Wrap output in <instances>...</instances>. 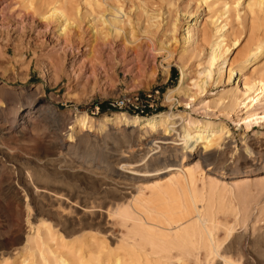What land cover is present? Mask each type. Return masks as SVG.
I'll return each mask as SVG.
<instances>
[{
  "label": "rangeland",
  "instance_id": "rangeland-1",
  "mask_svg": "<svg viewBox=\"0 0 264 264\" xmlns=\"http://www.w3.org/2000/svg\"><path fill=\"white\" fill-rule=\"evenodd\" d=\"M57 1L0 0V180L3 179V169L9 171L5 173L6 177L14 175L13 168L9 169L12 162L3 157L1 150H5L15 159L14 162L20 170L28 169L56 180L62 176L66 184L82 187L85 195L92 197L93 200L120 199L125 208L132 210L133 217L139 219L140 205L136 203L138 191L134 190V187L145 181L156 183L154 182L156 179L138 180L134 182V187L131 189L115 187L111 181L125 182L127 170L132 161H137L136 164H141L148 170L158 165H172L175 163L172 153H165L159 159L147 160L149 157L158 156L153 154L158 150L156 147L159 145L153 142L155 133L143 134V130L139 127H125L122 124L108 123L105 126H99L97 122L79 132L77 129L76 132L81 139L75 148V153H65L64 146L62 148L60 145L66 144L69 140L68 134L71 127L75 126V114H86L95 121L104 117L113 119L114 113L118 112L136 115L132 114L131 110L126 111V106L116 105L119 110H115L117 107L112 105L122 100H130L137 102L139 109L143 108V105L145 111H150L143 115L144 117L161 112H174L179 113L183 118L191 117L196 120L206 119L223 123L231 134L224 138V142L228 141L221 147L224 153L215 162L201 165L203 170L209 166L223 174V177H227L219 176L214 207L211 209L212 213L206 216L211 220L208 226L210 225L211 236L218 249L216 253L205 246L207 242L203 239V230L199 225L194 224L195 216L184 221L181 224L182 227L179 226L177 229L180 233L187 231L189 235L193 234L194 240L196 239L198 248L190 253L184 248L178 250L171 246L166 249L151 246L136 231L135 224H138V221L124 222L115 217L103 224L94 223L88 228L67 234L66 232L44 234L37 231L38 220L32 219L34 212L29 211L26 206L28 197L26 198L25 194L19 190V198L8 196L7 204H5L6 212H3V201L0 199V264H29L27 261L22 262L25 259L34 260L36 264H43L39 256L37 257L39 249L50 258L51 264H62L56 259L57 255H62L75 264L88 259L89 253L102 259L103 264H113L116 258H119L122 264H178L176 261L178 256L183 257L187 264H226L222 256L238 261L240 264H264V217H258L259 212L264 214V187L260 184V181L264 180V120L254 117L250 128L244 129L242 121L239 122V120L246 117L247 112L253 111V107L250 109L235 107L231 116L226 117L220 104L216 105L215 101L220 93L235 87L237 90L240 89L242 82H237L234 76L228 78L227 72L221 80L212 82L217 78L216 74L213 75L214 66L211 68L210 84L206 87V91L196 98H186L183 91L171 92L172 94L169 92L178 87L181 70L177 62L180 49L177 44H173V41L167 40L170 33L165 32L166 20H173L178 16L182 24L177 32V38H179L184 24H192L193 20L197 19V25L190 27L192 33L197 30L199 32L193 35V39L196 40L200 34L199 30L212 29L211 20L221 12L222 5L228 0H202L203 2L201 0H144L147 4H143V0H133L139 4H129L128 0H117L119 3L125 2L120 4L122 10L125 13L128 12L127 15L132 19H134L132 15L134 7L139 6L136 14L139 20L136 25L140 31L144 28L148 14L159 9L163 14L164 20L155 30L154 35V40L159 43L157 51L147 50V46L150 45L149 40L145 35L140 34L142 37L140 36L139 39H142L143 46L146 43L143 47L144 56H137L134 52L123 53L122 43L118 47L113 46L115 48L113 51L98 46L87 48L77 42L66 46L63 37L57 35V27L52 22L55 17L46 19L42 14L49 11L50 7L56 3L55 6L58 5L57 7L64 14L81 26H79L78 35H86L87 38L90 37L89 29H87L89 23L87 24V19L83 16L87 0ZM106 2L111 3L112 0H106ZM260 2L261 5L257 4V0H240L237 7L231 6L229 33L231 37L239 36L237 37L240 45L228 55L229 61L240 59L251 40L256 35L264 34V0ZM130 6H133L131 12ZM75 7L78 8L80 17L75 15ZM103 8L109 9L107 5H102L100 8L95 6V16H99ZM145 11H148L147 14ZM212 16L213 18H210ZM130 27L129 24L125 25L126 29ZM163 41H167L164 44L172 45L171 48L175 50L172 58H168L167 52L159 48L160 42ZM208 53L209 47H203V51L198 47L183 65L182 70L185 72L183 86L189 87L192 92L196 89L193 84L203 78L204 73L199 72L206 69L203 62ZM166 67L167 70L164 71ZM257 76L264 78V56L245 74V78L249 80ZM136 98H138L137 101ZM248 101L249 98L245 102ZM101 102H107L111 110L101 112L97 106ZM46 105L48 107L44 109ZM28 106L31 108L29 109ZM252 106L255 107V112L259 113V117L264 115V97ZM128 108L133 109L131 105ZM3 119L7 120L6 123ZM12 120H14V126L7 129ZM182 123L185 121L177 120V124ZM86 136L88 139L85 138ZM147 142L150 143L147 144ZM246 146L252 155L246 153ZM60 148L68 157L67 165H79L83 168L82 171L93 169L96 172H102L104 175H101L102 178H99L98 184L86 182L58 170V167H53L51 164L39 162L40 153H51ZM186 163L189 168H193L196 163L194 156L187 157ZM122 164H125L127 169L121 168ZM57 165L61 166L62 170L66 167L63 163ZM243 172L247 174L245 182L249 191L248 198L251 199V213L245 223L236 221L237 216L229 205L233 197L237 198L238 188L236 187L237 178L233 182L228 178L241 175ZM163 175L160 176L161 181H167L172 176L169 173ZM198 186H201L200 182ZM113 194L119 198H113ZM46 220L48 224L54 223L52 218H46ZM229 226L233 227V232L226 238V228ZM147 227L155 238L174 235V231H166L168 229L163 224ZM37 235L41 236L40 240L36 237ZM18 236L21 237L19 241L15 240ZM31 254L34 259L30 256ZM4 258H7L6 262Z\"/></svg>",
  "mask_w": 264,
  "mask_h": 264
},
{
  "label": "bare ground",
  "instance_id": "bare-ground-1",
  "mask_svg": "<svg viewBox=\"0 0 264 264\" xmlns=\"http://www.w3.org/2000/svg\"><path fill=\"white\" fill-rule=\"evenodd\" d=\"M239 1L240 0L226 1L222 5V9L220 8L221 12L219 11L220 13L218 15L214 14L216 15H213L214 18L213 16L210 17L213 18L211 20L212 29L207 30L205 28H200V34L198 37H196V40L193 39V35L198 34L199 32L197 30L196 32L192 33L190 27L197 25V19H194L192 24H184V28H182V34H180L181 37L178 36L179 38H177V32L179 31L182 24L177 18L178 16H176L173 20L167 19L164 26L165 32L170 33V36L167 40L173 41V44H177L178 49H180L177 62L180 64L181 78L178 81V87L172 91H169L170 94H172L171 92L179 91L177 93H181V91H183L186 98H196L198 95L206 91V87H208L210 84V78H212L211 68L214 66L213 75L216 74L217 78L213 79L212 82L217 79L221 80L224 73L226 72L228 73V78L234 76V78L237 79V82H242V87L240 89L237 90V87H235L220 93L215 101V104H220L226 117L231 116V113L235 107H248V109L253 107V111L247 112L246 117L239 120V122L242 121L244 129L248 130L251 126V123L254 122L252 118L256 117L257 119L264 120V115L259 117V113H256L255 107L252 106L257 104L261 97H264V78L258 76L253 77L251 80L245 78L246 72H248L250 68L264 56V34L256 35L251 40V43L244 50L240 59H237L236 61H229L228 55L233 49H236L240 45L238 38L239 36L237 35L238 37H231L229 33L231 14L230 8L231 6L237 7ZM56 2L58 1L56 0ZM142 2L143 4H147L144 0ZM128 3L139 4L133 0H128ZM258 3L261 5L260 0L259 2L257 0V4ZM120 4H125V2L119 3L117 0H112L111 3H107L106 0H87L85 3V11L83 13L84 18L87 19V24L89 23L87 25V29H89L88 33L90 34V37L87 38L86 35H78L80 25L64 14L63 11L57 7L58 5L55 6L56 3L50 7L49 11L44 12L42 15L46 19L47 17H55V20L51 21L55 23V26L57 27L56 31L58 32L57 35L63 37L64 44L66 46L68 44L72 45L77 42L83 44L87 48H89V46H93L92 48L98 46L101 48L106 47L113 51V49H115L113 46L118 47V45L122 43L123 53L134 52L135 55L138 56L144 54L143 47L146 44L145 43L143 46L142 39H139L141 36L140 34H142L145 35L150 43V45L147 46V50L154 52L157 48V45L159 44L154 40L155 30L161 26V23L164 20L162 18L163 14L160 13V9L159 11H155L154 13L151 12L147 15L144 28L140 31L136 25L137 20H139L136 16L139 6L134 7L133 11V6L129 7L130 12L132 11V15H134V19H132L131 16L127 15L128 12L125 13L122 10V6ZM102 5H107L109 9L103 8L104 10L101 11L102 13L99 16H95L94 7L96 6L97 8H100ZM75 9V15L80 17L78 8L75 7ZM145 12L147 14L148 11ZM127 24L131 26L129 29L125 28V25ZM90 38H92V40H90ZM180 41H182L181 47ZM166 42L167 41L160 42L161 46L159 48L167 52L168 58H172L175 50L173 47L171 48L172 45L168 46L167 44H164ZM200 46L209 47V53L205 55V61L203 62L206 65V69H203L201 72H199L204 73L203 78H201L199 81H196L194 84L192 83L196 88L192 92L189 90V87L187 88L183 86L185 72L182 70V68L185 61L189 58V56L192 55L194 51L197 50L198 47L203 51V47L200 48ZM157 54L155 55V59ZM163 70L166 71L167 67ZM247 98H249V101L246 103L245 101ZM30 104L31 102L29 105ZM47 107L48 106L46 105L43 108L45 109ZM30 108L31 107H29V109ZM184 118L179 113L174 112H161L149 117H138L126 114L124 112H118L114 113V121L110 117H104L98 121H95L86 114H75V126L73 128L71 127V131L68 134L69 140L66 144L60 145L62 148L64 146L66 151L65 153H75V148L78 146V143L81 139V136H78L76 130L78 129L79 132L81 129L90 127L94 122H97L99 126H105L108 123H114L122 124L125 127H139L141 130H143V134L148 132L155 133L156 136L153 138V142H156L159 145L156 147L158 150L153 152V154H158V156L154 158L149 157L147 160L159 159L165 153L170 152L174 157L175 163L169 166L158 165L152 170H148L145 166L143 167L141 164H136L135 162L137 161H132L131 166L127 170V180H125V182L116 180L111 181L112 185H115V187L120 186L121 189H131V187H134V182L138 180H149L151 178L156 179V181H154L156 183H148L145 181L144 183L138 184L136 187H134V190L138 191L136 203L140 205L139 219H135L133 217L132 210L125 208L126 206H123V203L120 201V199L116 200L119 197H115V193L113 194V198L115 197L116 201H106L101 199L93 200L92 197L85 195V191L82 187H75L73 186V183V185L66 184L63 179L64 177L62 178V176L56 180L54 178L48 177L47 175L34 173L28 169L20 170L17 168V164L14 162L15 159L12 156H9L5 150H1L3 157L12 162V166L9 167V169L12 170L13 168L14 175L11 177H6L5 173L9 171H7V169H3V179L1 178L0 180V199L3 201V212H6L7 206L5 204H7L6 201L8 196L11 195L12 197L14 196L19 198L18 192L21 190L25 194L24 196L26 198L28 197L26 206L29 211L33 210L34 215L32 219L36 221L38 220L36 229L37 231H41V233L43 232L44 234H48L51 232H57L58 234L61 232H66L67 234L75 230L88 228L94 223H96V225L103 224L105 221L108 222L107 220L110 218L115 217L124 222L128 220L132 222L138 221L139 223L135 224L136 231L151 246H158L163 249L169 248L171 246L178 250L184 248L188 253L196 250L198 248V243H196V239L194 240L192 236L193 234L189 235L187 231L180 233L177 231V229L184 221L195 216L196 218L194 224H197L202 228V233H204L203 239L205 242H207L205 246L217 253L218 246H216L211 236V231L209 229L210 225L208 226L211 220L208 219L209 217L206 218V216L212 213L211 209L214 207V196L219 185V176L220 178L227 177H223V174L217 172L215 169H212L209 166L207 169L203 170L201 169V165H208L211 162H215L219 159L218 157L224 153V150H221L222 145L228 143V141L224 142V138L229 137L231 134L229 133L227 126L223 123H215L212 120L206 119L196 120L192 119L191 117ZM178 119L185 121V123L180 125L177 124ZM3 121L6 123L7 120L3 119ZM13 123L14 120L8 124L7 129H10L12 126H14ZM161 131L163 132L162 134ZM5 133H3V135H5ZM85 138L88 139L87 136ZM149 143L147 142V144ZM62 148H60V150H54L51 153H40L38 157L39 162L41 161L46 164H51L53 167H58V170L60 169L61 171L68 173V175L75 176L81 180H85L86 182L91 181L98 184L99 178L104 174L102 172H96L93 169L82 171L81 169L83 168H81L79 165H67L69 160L67 159L68 157L63 152ZM245 151L246 153L250 154V149L247 146L245 147ZM191 156H194L196 160L193 168H189L186 165L187 157ZM243 157L245 158L244 155ZM59 163L66 164L64 165L66 166L65 169L62 170L60 168L61 166L57 165ZM121 168H126L125 164H122ZM166 173L172 174L171 178H169L167 181H161L160 176ZM229 175H231V173ZM236 178L238 196L237 198L233 197V200H230L229 205L237 216L236 221L245 223L251 213V199L248 198L249 191L247 189V183L245 182L247 180V174L243 172L241 175H234L228 179L232 180L231 182H233ZM198 182H200L201 186H198ZM260 184L262 187H264V180L260 181ZM101 198L103 199L104 197L102 196ZM258 212L259 210L257 213ZM258 217H264V214L259 212ZM46 218L54 219V223L48 224ZM155 224H163L165 228L168 229L166 231H174V235H165L157 238L153 237L147 226H154ZM232 232L233 227H227L226 238L232 235ZM36 237L40 240L41 236L39 237V235H37ZM20 239L21 237L18 236L15 240L19 241ZM34 252L36 253V251ZM30 256L33 257L32 254ZM38 256L43 264H51L50 258L45 255L41 249L38 250L37 257ZM87 257L88 259H85L84 261H78L75 264H103L101 262L102 259H99L98 256H95V254L89 253ZM222 258L226 264H240L238 261L235 262L232 259H228L223 256ZM56 259L62 264H74L65 259L62 255H57ZM3 260L6 262L7 258H4ZM25 261L29 262V264H36L34 260L25 259L22 262ZM176 261L178 264H187L183 257L180 256L176 258ZM113 264H122V262L119 258H116Z\"/></svg>",
  "mask_w": 264,
  "mask_h": 264
},
{
  "label": "built area",
  "instance_id": "built-area-1",
  "mask_svg": "<svg viewBox=\"0 0 264 264\" xmlns=\"http://www.w3.org/2000/svg\"><path fill=\"white\" fill-rule=\"evenodd\" d=\"M137 100H138V98H136V101H137ZM112 105H113L114 107H117L116 105H118V106H120V107H122V106H126V107H127L126 111H128V110L136 111V112H137L136 115L141 114V113L144 111L143 108H145V107L142 105L143 108L139 109V107H140L139 104H138L137 102L130 101V100H122L121 102H118V103H116V104H112ZM129 105H131V106L133 107V109L128 108ZM117 108H118V107H117ZM120 109H122V108H120Z\"/></svg>",
  "mask_w": 264,
  "mask_h": 264
},
{
  "label": "trees",
  "instance_id": "trees-1",
  "mask_svg": "<svg viewBox=\"0 0 264 264\" xmlns=\"http://www.w3.org/2000/svg\"><path fill=\"white\" fill-rule=\"evenodd\" d=\"M172 75H173V71H172ZM97 106L99 107L100 111L103 112L107 109L111 110V107L109 106V104L107 102H101L99 104H97ZM115 110H119L118 108H115ZM132 114H137L136 111H131ZM150 112L149 110H144L141 114L139 115H133V116H138V117H144L143 115H146V113Z\"/></svg>",
  "mask_w": 264,
  "mask_h": 264
}]
</instances>
